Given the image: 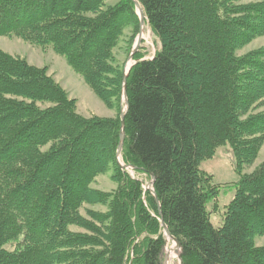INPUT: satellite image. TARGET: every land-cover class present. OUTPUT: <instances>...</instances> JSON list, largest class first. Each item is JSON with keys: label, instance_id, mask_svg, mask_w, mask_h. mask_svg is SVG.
Wrapping results in <instances>:
<instances>
[{"label": "trees", "instance_id": "16d2710c", "mask_svg": "<svg viewBox=\"0 0 264 264\" xmlns=\"http://www.w3.org/2000/svg\"><path fill=\"white\" fill-rule=\"evenodd\" d=\"M243 1L138 0L159 48L150 59L138 49L126 80L130 175L115 157L114 51L128 32L129 56L137 37L131 0H0V37L50 48L118 106L114 119L83 118L46 67L0 50V264H163L160 220L181 264H264V162L242 173L264 142V46L237 56L264 36V0ZM226 144L239 180L214 228L218 188L200 164ZM108 172L114 191L91 188Z\"/></svg>", "mask_w": 264, "mask_h": 264}, {"label": "rangeland", "instance_id": "374dc122", "mask_svg": "<svg viewBox=\"0 0 264 264\" xmlns=\"http://www.w3.org/2000/svg\"><path fill=\"white\" fill-rule=\"evenodd\" d=\"M263 0H244L243 3L260 2ZM126 36V37H125ZM127 36L128 32L124 33L118 47L114 51L118 63L122 69H126L127 65L135 62H127ZM135 42V40H134ZM134 45V43H133ZM264 46V36L255 39L247 46L237 51V56H243L247 53L260 49ZM133 47V46H132ZM159 48V43L151 34L150 30L145 25L144 34L142 36L139 51L145 56V59H150L155 51ZM0 50L11 56H18L26 60V62L36 68L46 67L48 75L53 78L69 96L70 99L76 101V112L83 118L98 117L102 119H114L118 112V106L108 107L100 99H98L92 91L85 85L81 77L75 74L66 64L65 60L56 54L50 48H40L24 43L16 37H0ZM132 50V49H131ZM120 113L124 109L123 103H119ZM264 112V106L257 110ZM264 162V142L258 152L256 159L247 166L243 167V174H250L255 168ZM200 170L212 177V183L218 188V195L214 202L208 205L207 209L210 213V224L214 228H219L223 221L224 208L233 200L235 195V184L239 180V176L235 172L234 159L231 149L228 144L219 147L213 157L203 161L200 164ZM130 175H133L131 170H128ZM111 173L108 172L103 176L96 178L91 188L102 192H112L116 189V185L110 179ZM143 178V177H142ZM148 181H145V184ZM144 185V184H143ZM85 209L98 212H105L106 208L102 206H86ZM85 215V211H81ZM73 231L80 230L72 228ZM264 237L256 238V245L262 246ZM172 242L168 241L163 254V264H179L177 256L179 252L171 251ZM11 249V248H8ZM169 254L168 259L166 255Z\"/></svg>", "mask_w": 264, "mask_h": 264}, {"label": "water", "instance_id": "95a60500", "mask_svg": "<svg viewBox=\"0 0 264 264\" xmlns=\"http://www.w3.org/2000/svg\"><path fill=\"white\" fill-rule=\"evenodd\" d=\"M131 2L134 5L135 14L138 17L139 29H138V34H137V37L135 39L132 50L128 56L127 62H133V57L136 54V52L138 51L139 46L141 44V40H142V36L144 34V29H145V24H146L144 13H143V10H142L138 0H131ZM134 64H135V62L131 63L128 67H126V69L123 70V73H122L121 102L123 103L124 109L120 113L119 141H118V145L116 148V154H115L118 167L122 171H126V172L128 170H131V171L135 170L134 167L123 165L120 162L121 153H122V149H123V143H124V139H125L124 117H125V114L128 110V100H127V95H126V80L128 78L129 71ZM154 182H155V178L153 176H150L148 183L143 185V189H144V191H148L155 198V192L153 189ZM160 223H161V226L163 228V232H164V236L166 237V241L167 242L171 241L172 245H173V247L170 248L169 252L177 251L180 254V252H181L180 244L168 234L167 228L164 225L162 220H160ZM168 257H169V254L166 255V259H168ZM177 260H178L179 264H181V258L179 255L177 256Z\"/></svg>", "mask_w": 264, "mask_h": 264}, {"label": "bare ground", "instance_id": "6f19581e", "mask_svg": "<svg viewBox=\"0 0 264 264\" xmlns=\"http://www.w3.org/2000/svg\"><path fill=\"white\" fill-rule=\"evenodd\" d=\"M135 9V8H134ZM133 46V45H132ZM130 65V63L127 65V67Z\"/></svg>", "mask_w": 264, "mask_h": 264}]
</instances>
